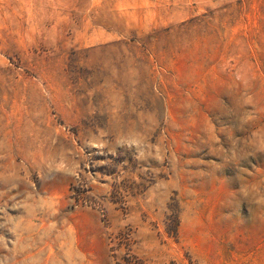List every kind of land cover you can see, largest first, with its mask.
Returning a JSON list of instances; mask_svg holds the SVG:
<instances>
[{"label": "rangeland", "instance_id": "1", "mask_svg": "<svg viewBox=\"0 0 264 264\" xmlns=\"http://www.w3.org/2000/svg\"><path fill=\"white\" fill-rule=\"evenodd\" d=\"M0 264H264V0H0Z\"/></svg>", "mask_w": 264, "mask_h": 264}]
</instances>
